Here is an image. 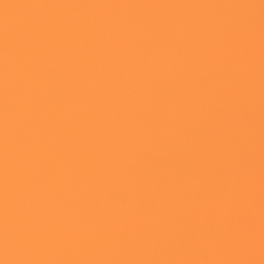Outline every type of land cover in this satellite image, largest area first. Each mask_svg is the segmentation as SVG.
<instances>
[{
    "label": "snow or ice",
    "instance_id": "snow-or-ice-1",
    "mask_svg": "<svg viewBox=\"0 0 264 264\" xmlns=\"http://www.w3.org/2000/svg\"><path fill=\"white\" fill-rule=\"evenodd\" d=\"M0 264H264V0H0Z\"/></svg>",
    "mask_w": 264,
    "mask_h": 264
}]
</instances>
